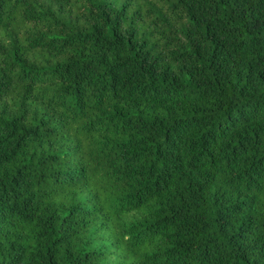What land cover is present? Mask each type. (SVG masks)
Listing matches in <instances>:
<instances>
[{
  "label": "trees",
  "instance_id": "obj_1",
  "mask_svg": "<svg viewBox=\"0 0 264 264\" xmlns=\"http://www.w3.org/2000/svg\"><path fill=\"white\" fill-rule=\"evenodd\" d=\"M0 264H264V0H0Z\"/></svg>",
  "mask_w": 264,
  "mask_h": 264
}]
</instances>
